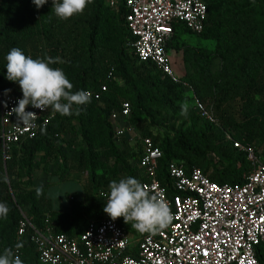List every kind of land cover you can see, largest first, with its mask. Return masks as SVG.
Masks as SVG:
<instances>
[{
	"label": "trees",
	"instance_id": "trees-1",
	"mask_svg": "<svg viewBox=\"0 0 264 264\" xmlns=\"http://www.w3.org/2000/svg\"><path fill=\"white\" fill-rule=\"evenodd\" d=\"M118 2L114 10L107 0H92L82 14L61 20L52 0L40 8L33 0H0L1 93L22 96L18 82L6 79L5 56L13 47L33 59L59 57L63 63L50 66L64 71L73 92L100 91V98L81 106L79 115L54 113L44 134L39 130L12 144L6 158L0 136V202L10 209L6 220L0 218V253L20 243L17 255L23 264L43 263L29 234L17 241L20 209L37 228L50 223L55 233L77 237L103 210L98 188L121 174L138 178L140 148L125 137L116 139L109 118L123 102L130 106V124L159 147L157 176L171 193L167 165L172 161L187 170L198 167L219 184H241L250 163L233 140L251 143L256 154L264 155V0H207L206 25L197 35L210 46L174 45L184 65L179 79L193 86L216 123L194 110L179 120L181 106L192 102L190 93L153 62L137 59L123 0ZM180 27L174 25L172 37ZM50 168L60 179L85 174L82 195H71L67 211L52 207L46 185L43 195H36L41 185L34 183V171ZM117 220L126 232L135 231L123 217ZM256 258L264 264V243L256 247Z\"/></svg>",
	"mask_w": 264,
	"mask_h": 264
},
{
	"label": "built area",
	"instance_id": "built-area-1",
	"mask_svg": "<svg viewBox=\"0 0 264 264\" xmlns=\"http://www.w3.org/2000/svg\"><path fill=\"white\" fill-rule=\"evenodd\" d=\"M117 10L118 0H107ZM125 22L133 41L130 46L139 61L153 62L174 82H180L190 93L192 108L201 118L216 123L212 111L197 97L193 86L181 81L167 55V44L179 23L191 33L199 34L206 25L207 0H123ZM111 76V72L108 73ZM106 86H101L105 91ZM91 98L99 99L100 91H89ZM22 96L0 92V136L4 158L10 146L23 138L35 136L45 127L53 112L26 107L38 116V127L25 130L16 120L12 109ZM130 106L123 102L112 110L110 121L116 139L125 137L139 146L140 181L150 194H161L170 206L173 217L170 224L155 234L145 233L135 245L127 232L103 210L97 220H89L77 237L55 233L50 223L35 227L20 209L17 222V241L29 234L38 259L43 264H260L256 247L264 243V155H258L251 143L233 140V146L242 151L250 163L241 184H219L200 168L185 169L170 162L167 174L172 193L157 176L161 151L148 136L128 121ZM227 139L232 137L227 134ZM108 187L98 188V196L105 203L103 193ZM72 199V196L69 197ZM104 208V207H103ZM14 251L17 254V249Z\"/></svg>",
	"mask_w": 264,
	"mask_h": 264
},
{
	"label": "clouds",
	"instance_id": "clouds-1",
	"mask_svg": "<svg viewBox=\"0 0 264 264\" xmlns=\"http://www.w3.org/2000/svg\"><path fill=\"white\" fill-rule=\"evenodd\" d=\"M47 0H33L37 8L43 6ZM92 0H52V9L57 18L67 20L74 15L82 14ZM6 79L18 82L22 98L12 109L16 120L25 129L38 127V116L35 112L26 111L27 106L45 111L51 108L53 113L62 116L79 115L81 106L90 103L91 93L86 90L73 92L74 85L60 68L50 65L63 63L59 58L44 57L33 59L20 48L13 47L5 56ZM188 105L181 106V115L186 116ZM41 134L46 129L40 128ZM109 191L103 193L107 202L103 211L112 220L123 217L124 223L131 222V228L137 232L152 233L166 228L173 217L170 206L159 193L150 194L145 186L134 177H124L119 181L112 180L108 185ZM43 185L36 188V195H43ZM51 196L52 193L50 192ZM58 196L55 198L57 199ZM10 212L6 203L0 202V218L7 219ZM22 244L17 243L19 249ZM0 264H23L19 255L12 248H5L0 253ZM126 264H135L127 261Z\"/></svg>",
	"mask_w": 264,
	"mask_h": 264
},
{
	"label": "rangeland",
	"instance_id": "rangeland-1",
	"mask_svg": "<svg viewBox=\"0 0 264 264\" xmlns=\"http://www.w3.org/2000/svg\"><path fill=\"white\" fill-rule=\"evenodd\" d=\"M176 44H185L188 46L194 45H207L210 46V42L203 41L199 38V36L195 33L188 32L184 28L180 27L175 36L171 38V43L167 47V55L170 59L171 65L174 70H176V74L181 75L184 71V65L182 62V53L177 52L174 48ZM188 113L186 116L181 115L179 120L186 119L189 114L192 112V102H188ZM132 143V142H130ZM133 146H135L133 144ZM50 171H54V168H50L47 172L38 169L33 173V180L36 185H46V194L50 200L52 207L56 210L67 211L69 209V205L71 201L69 197L72 195L77 199H80L82 195L83 185L86 182L85 174L80 172H72L66 179H60L58 177H52ZM121 178H124V175H119L116 181H119ZM52 193L50 196L49 193ZM56 196L57 199L55 198ZM129 236L132 241V245L137 243L138 238L141 236V233L137 232H129Z\"/></svg>",
	"mask_w": 264,
	"mask_h": 264
},
{
	"label": "crops",
	"instance_id": "crops-1",
	"mask_svg": "<svg viewBox=\"0 0 264 264\" xmlns=\"http://www.w3.org/2000/svg\"><path fill=\"white\" fill-rule=\"evenodd\" d=\"M177 52L179 53V52H180V50H178ZM174 71L176 72V70H174ZM127 234L129 235V233H128V232H127ZM142 235H144V234H142ZM142 235H141V236H142ZM141 236H140V237H141ZM140 237H139V238H140ZM139 238H138V239H139Z\"/></svg>",
	"mask_w": 264,
	"mask_h": 264
}]
</instances>
